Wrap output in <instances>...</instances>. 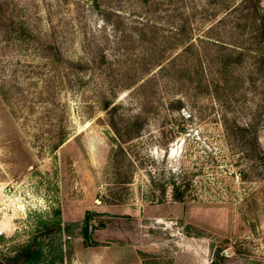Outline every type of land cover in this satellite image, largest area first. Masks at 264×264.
<instances>
[{
  "label": "rangeland",
  "instance_id": "rangeland-1",
  "mask_svg": "<svg viewBox=\"0 0 264 264\" xmlns=\"http://www.w3.org/2000/svg\"><path fill=\"white\" fill-rule=\"evenodd\" d=\"M0 228V264H264V0H0Z\"/></svg>",
  "mask_w": 264,
  "mask_h": 264
},
{
  "label": "trees",
  "instance_id": "trees-1",
  "mask_svg": "<svg viewBox=\"0 0 264 264\" xmlns=\"http://www.w3.org/2000/svg\"><path fill=\"white\" fill-rule=\"evenodd\" d=\"M189 44L184 46L183 50H186L188 48ZM161 63H158L157 65L160 66ZM164 66L161 65L159 69H163ZM147 80H152V78H149ZM119 104L113 100H105L103 103V109L106 111L107 119H108V125L111 128L112 132L114 133L115 139H116V148L112 155V162L114 164V168L117 170V174L119 175V181L122 184H127L131 182L132 178V172L126 173L122 169L126 166V168H129V166L132 165L128 154L126 145L131 143L133 140L137 139L141 134V129L143 128L144 124L146 123L145 118L141 116V114H134L133 116L123 118L120 117L117 114V108ZM240 130H246L245 128H240ZM227 137L229 139V136L227 134ZM256 141V137L254 136L252 138V142ZM252 148H247L245 150V153L247 157L250 154V150ZM121 176V178H120ZM171 189L172 193L171 196L173 200L176 201H183L184 200V192H185V185H180L176 183L174 180L171 182ZM80 234L83 238H86L87 233V226L85 220L82 222L80 226Z\"/></svg>",
  "mask_w": 264,
  "mask_h": 264
},
{
  "label": "built area",
  "instance_id": "built-area-1",
  "mask_svg": "<svg viewBox=\"0 0 264 264\" xmlns=\"http://www.w3.org/2000/svg\"><path fill=\"white\" fill-rule=\"evenodd\" d=\"M2 235H3V230L0 228V242H1Z\"/></svg>",
  "mask_w": 264,
  "mask_h": 264
}]
</instances>
